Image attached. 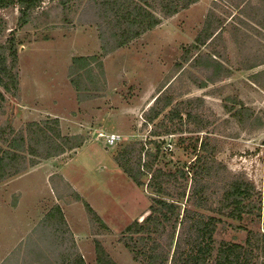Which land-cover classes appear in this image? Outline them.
<instances>
[{
	"label": "rangeland",
	"instance_id": "1",
	"mask_svg": "<svg viewBox=\"0 0 264 264\" xmlns=\"http://www.w3.org/2000/svg\"><path fill=\"white\" fill-rule=\"evenodd\" d=\"M84 2L75 3L73 11L67 13L53 2H45L36 13L46 12L24 25H19L17 5L0 9L5 23L0 43L15 37L18 73L17 88L3 92L0 87L5 96L0 133L5 128V135H10L12 128L26 134L28 123L57 117L62 134L85 138L81 147L40 159L0 182V264H58L66 251H78L86 264H95V242H100L118 264H140L119 239V232L148 214L150 188L131 181L114 161L113 153L126 143L150 136L154 125L145 122L144 114L165 87L161 95H170L173 100L198 96L204 100L203 111L215 136L210 141L219 149L217 157L232 171L252 180L264 195V124H252L255 116L264 120V78L250 77L264 70V64L241 68L240 33L228 26L230 36L218 37L202 51L215 49L216 59L231 67V74L224 75V69L216 75L214 69L201 73L192 59L177 66L181 46L194 39L212 0H200L163 18L136 40L108 53L101 48L96 18ZM212 7L227 20L233 15L234 22L240 14L221 0ZM243 29L250 34L252 26ZM256 37L254 45L247 44L261 52L264 47L259 44L264 40ZM75 55L101 57L103 75L96 79L101 80L100 89L78 92L73 87L70 65ZM209 74L214 81L198 87V78L207 80ZM240 109L247 112L248 121L241 122L234 115ZM8 124L11 127L7 128ZM111 132L123 139L108 145L104 135ZM198 134L200 139L205 136L204 131ZM195 136L197 133L175 132L156 138L164 139L168 151L173 149L168 155L171 160L189 162L194 155L191 149L186 154L179 140L183 138V144L190 145ZM2 137L0 134V142ZM85 203L109 229L93 219ZM56 206L62 210L68 231L59 221ZM55 226L63 230L58 232ZM244 236V230L227 223L216 233L218 239L241 241Z\"/></svg>",
	"mask_w": 264,
	"mask_h": 264
},
{
	"label": "trees",
	"instance_id": "2",
	"mask_svg": "<svg viewBox=\"0 0 264 264\" xmlns=\"http://www.w3.org/2000/svg\"><path fill=\"white\" fill-rule=\"evenodd\" d=\"M80 1L83 3V0H0V9L17 5L19 25H24L46 12L36 13L45 2H53L54 7L67 13L73 11L75 3ZM198 1L86 0L84 6L88 13L94 14L101 48L108 53L136 40L156 27L163 18L172 17ZM221 1L240 13L235 18L236 22L232 20L233 15L227 20L217 14L212 6H217L218 0H212L194 39L181 46L178 67L192 59L194 65L202 68L201 73L203 69H214L216 75L224 69V75L231 74V67L216 59L215 49L207 53L202 51L218 37L223 38L226 33L230 36L228 26L234 27L235 34L240 33L237 42L243 59L241 68L251 69L264 64V50L254 51L247 44L254 45L255 36L264 40V32H261L264 31V0ZM4 26L0 15V34ZM246 26H252L250 34L243 31ZM16 43L14 36L0 43V87L3 92L18 87ZM261 43L259 46L264 47V42ZM70 69V82L78 92L100 89L101 80L96 79L103 75L101 57L75 55ZM210 74L213 75V70ZM210 74L207 80L198 78L197 86L213 82ZM84 77L87 80H83ZM250 77L260 80L264 78V70L254 72ZM3 92L0 90V110L5 100ZM161 94L155 97L144 114L145 122L154 125L150 136L126 143L113 153L114 161L131 181L137 185L146 183L151 200L148 214L141 220L134 219L128 223L119 232V239L140 264H264V195L261 190L243 173L232 171L217 157L219 149L210 141L215 139L214 131L209 130L211 122L203 111L204 100L201 97L173 100L170 95ZM234 115L241 122L249 118L242 109ZM159 117L160 120L154 124ZM254 122L264 124L259 116L252 117V124ZM8 125L7 128L11 127ZM5 130L1 129L0 133L3 135L0 142V182L36 165L40 159L79 148L85 142L83 136L62 134L57 117L28 123L26 134L9 128L10 135H5ZM201 131L205 132L202 139L198 134ZM175 132L197 133L195 139L191 137L190 145H184L183 138L179 140L185 153L191 149L194 155L189 162L171 160L168 155L173 149L168 151L163 146L164 139L156 138ZM145 177H148L146 181ZM85 204L93 219L109 229L100 215L88 203ZM55 211L63 228L68 231L61 208L56 206ZM226 223L236 230H244V238L241 241L218 239L216 233ZM54 230L60 232L63 229L55 226ZM94 247L95 264H118L100 242H95ZM61 255L58 264H86L78 251L75 254L74 251H66Z\"/></svg>",
	"mask_w": 264,
	"mask_h": 264
},
{
	"label": "built area",
	"instance_id": "3",
	"mask_svg": "<svg viewBox=\"0 0 264 264\" xmlns=\"http://www.w3.org/2000/svg\"><path fill=\"white\" fill-rule=\"evenodd\" d=\"M101 135H103V134H101ZM104 136H105V140H106L108 145H113L116 142L123 139V136L119 133H116V132H111V133L105 134Z\"/></svg>",
	"mask_w": 264,
	"mask_h": 264
},
{
	"label": "crops",
	"instance_id": "4",
	"mask_svg": "<svg viewBox=\"0 0 264 264\" xmlns=\"http://www.w3.org/2000/svg\"><path fill=\"white\" fill-rule=\"evenodd\" d=\"M201 28V27H200ZM1 221H2V219H1ZM14 226V225H13ZM4 257H7V255H5ZM2 260H3V256H2V253H1V251H0V263L2 262Z\"/></svg>",
	"mask_w": 264,
	"mask_h": 264
}]
</instances>
